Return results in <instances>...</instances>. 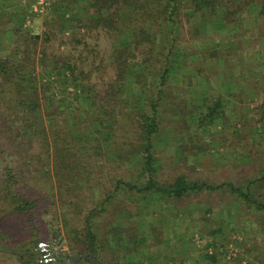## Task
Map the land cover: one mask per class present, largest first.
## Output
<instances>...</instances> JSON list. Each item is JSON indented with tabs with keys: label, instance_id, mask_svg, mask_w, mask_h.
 I'll return each instance as SVG.
<instances>
[{
	"label": "trees",
	"instance_id": "1",
	"mask_svg": "<svg viewBox=\"0 0 264 264\" xmlns=\"http://www.w3.org/2000/svg\"><path fill=\"white\" fill-rule=\"evenodd\" d=\"M255 2L58 0V24L53 23L57 32L64 34L70 28L76 31V35L66 37L76 45H88L89 38L99 42L98 47L105 43L102 86L98 89L91 81L93 71H86L80 59L76 61L63 54L49 56L45 45L57 38L55 29L44 32L42 39L16 25H7L13 17L8 15L0 25V32H11L15 37L8 55L0 58V253L12 255L19 264L74 263L67 255H56L53 262L51 259L43 262L49 257L42 255H48L49 251L41 252L37 223L30 217L38 203L26 194L24 182H29L28 175L32 177L33 164L45 166L49 158L60 206L65 209L61 222L70 256L94 255L99 264L102 260L93 219L105 210L104 204L109 199L123 190L136 194L154 191L181 198L192 192L226 187L246 204L264 210L259 192L251 194L252 188L258 190L264 184V169L244 188L229 182H196L183 175L160 184L156 178L154 143V137L166 126L165 119L170 124L169 117L193 124L196 130L212 124L220 115L219 102L202 108L195 105L190 114L184 107L181 109L180 100L171 96L175 57H181L186 46L182 31L200 30L199 26L208 22L233 29ZM258 2L254 19L261 29L264 0ZM15 16L17 19L23 15ZM194 18L200 25L191 21ZM255 41L256 38L247 39L250 44ZM189 47L198 50L201 45ZM37 57L43 68L38 79L34 74ZM135 86L139 92L133 97L135 110L125 113L127 92ZM101 129L106 131L103 139L96 135ZM104 141H110L112 149H117L114 159L107 161L137 167L136 179L118 177L110 191L102 185V201L88 208L85 191L91 187L98 160L106 158ZM84 261L95 264L91 258Z\"/></svg>",
	"mask_w": 264,
	"mask_h": 264
},
{
	"label": "rangeland",
	"instance_id": "2",
	"mask_svg": "<svg viewBox=\"0 0 264 264\" xmlns=\"http://www.w3.org/2000/svg\"><path fill=\"white\" fill-rule=\"evenodd\" d=\"M57 1L0 0V25L13 15L7 25L43 39V33L54 31L53 23L58 24ZM256 1L233 29L208 22L199 26L200 30L182 31L186 46L181 57H175L171 96L189 113L195 105L202 108L219 102L220 115L212 124L196 130L195 125L174 117H169L170 124L165 119L164 130L154 137L160 184L183 175L196 182H229L244 188L264 169V27H257L254 19L259 6ZM184 12L188 10L184 8ZM18 13L23 16L15 19ZM191 21L198 23L195 18ZM55 33L57 38L44 44L49 56L63 54L80 59L86 71H93L92 83L101 88L105 43L98 47L94 38L87 39L86 46L70 43L66 37L77 33L71 28L64 34ZM14 37L11 32H0V58L8 55ZM251 37L257 40L254 44L247 42ZM191 45L201 47L194 50ZM38 60L34 73L37 79L43 70ZM135 71L140 69L135 67ZM136 93V86L128 90L123 112L133 113ZM105 134L101 129L96 135L103 139ZM102 148L106 158L98 160L91 187L85 191L88 208L102 201L103 186L110 191L116 178L136 179L137 167L107 161L113 160L117 151L110 141H104ZM28 178L24 191L38 203L30 217L37 223L41 252L49 251L42 257H49L51 262L56 255L75 259L63 236L65 209L60 206L51 159L45 166L33 164V175ZM252 192H259V200L264 203V184L258 190L252 188ZM104 207L93 219L103 264H264V210L246 204L226 187L181 198L123 190ZM0 264L19 263L12 255L0 253ZM73 264L93 263L77 259Z\"/></svg>",
	"mask_w": 264,
	"mask_h": 264
},
{
	"label": "water",
	"instance_id": "3",
	"mask_svg": "<svg viewBox=\"0 0 264 264\" xmlns=\"http://www.w3.org/2000/svg\"><path fill=\"white\" fill-rule=\"evenodd\" d=\"M84 258H91V260L95 263V264H99L98 261L96 260V258L94 257V255H90L88 256V254L85 255H80L77 258L74 259V261H76L77 259H84ZM43 262H46L45 260Z\"/></svg>",
	"mask_w": 264,
	"mask_h": 264
},
{
	"label": "built area",
	"instance_id": "4",
	"mask_svg": "<svg viewBox=\"0 0 264 264\" xmlns=\"http://www.w3.org/2000/svg\"><path fill=\"white\" fill-rule=\"evenodd\" d=\"M40 246H43V244L41 243V244H40ZM48 260H50V258H48V259H47V260H45V261H48Z\"/></svg>",
	"mask_w": 264,
	"mask_h": 264
}]
</instances>
